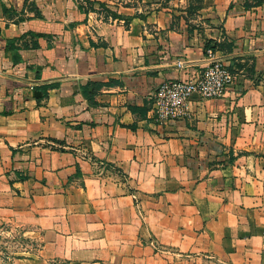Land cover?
Listing matches in <instances>:
<instances>
[{"label":"crops","instance_id":"0c3cea01","mask_svg":"<svg viewBox=\"0 0 264 264\" xmlns=\"http://www.w3.org/2000/svg\"><path fill=\"white\" fill-rule=\"evenodd\" d=\"M91 1L0 0V229L40 245L14 264H264V3ZM210 40L235 85L157 124Z\"/></svg>","mask_w":264,"mask_h":264},{"label":"built area","instance_id":"2783aa9c","mask_svg":"<svg viewBox=\"0 0 264 264\" xmlns=\"http://www.w3.org/2000/svg\"><path fill=\"white\" fill-rule=\"evenodd\" d=\"M206 58L209 64L193 79L165 81L155 92L152 98V111L157 124L165 125L170 121L187 119L194 96L201 99H220L226 96L231 86L235 85L236 76L230 71L229 66L217 57L216 52L207 50ZM30 240L27 232L20 227L5 225L0 229V243L4 246L10 242L14 243L17 252L13 253L16 255L27 256L39 250L40 245ZM5 249L0 247L2 261L13 260L14 257L5 253Z\"/></svg>","mask_w":264,"mask_h":264},{"label":"trees","instance_id":"16d2710c","mask_svg":"<svg viewBox=\"0 0 264 264\" xmlns=\"http://www.w3.org/2000/svg\"><path fill=\"white\" fill-rule=\"evenodd\" d=\"M254 1V6H260L264 3L263 0H253ZM85 4H81L79 6V9L80 11H82L83 13L86 14V16L90 13V12H94L95 8H94V5H95V2H92L91 0H84ZM202 2V1H200ZM103 6V5H101ZM248 7H253V5L251 6H248ZM39 15V13H38ZM113 16V15H112ZM116 16V15H114ZM38 38L40 37H43V35H36ZM34 47H38V44H35ZM233 48H234V44L229 42V41H224V42H218V41H214V40H210V41H207L206 42V45H205V55L207 53V50L211 49L213 50L214 52H232L233 51ZM230 71L232 72V69L229 67ZM233 73V72H232ZM59 85L58 84H50V85H46V86H43L41 87V89L44 91V97L47 96V92L49 89H55L57 88ZM106 86H110V83L108 84H93V87H94V92L91 94L89 93L88 96L90 97V99H94L95 96L97 95V92L99 90H101L102 88L106 87ZM133 111H136L137 109H132ZM234 157L233 155L231 156L230 158V162L232 163L234 161Z\"/></svg>","mask_w":264,"mask_h":264},{"label":"rangeland","instance_id":"374dc122","mask_svg":"<svg viewBox=\"0 0 264 264\" xmlns=\"http://www.w3.org/2000/svg\"><path fill=\"white\" fill-rule=\"evenodd\" d=\"M189 1L191 3V7L189 9L190 13L193 12V10H197L200 7L201 3L203 2V0H189ZM200 1H202V2H200ZM4 241H7V240H4ZM7 242H9V240ZM0 247H2V249L6 248L4 250L5 253H8L9 255H11L12 258L18 257L15 253H13V252H17V248H16L17 246L14 243L10 242L7 246H4L0 243ZM0 264H14V259L11 261H9V260L2 261V259L0 258Z\"/></svg>","mask_w":264,"mask_h":264},{"label":"water","instance_id":"95a60500","mask_svg":"<svg viewBox=\"0 0 264 264\" xmlns=\"http://www.w3.org/2000/svg\"><path fill=\"white\" fill-rule=\"evenodd\" d=\"M35 97H36V98H40V97H42V93L37 91V92L35 93Z\"/></svg>","mask_w":264,"mask_h":264}]
</instances>
